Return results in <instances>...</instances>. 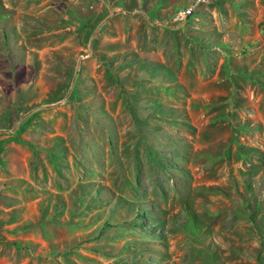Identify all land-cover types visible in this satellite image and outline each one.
I'll use <instances>...</instances> for the list:
<instances>
[{"label": "rangeland", "instance_id": "rangeland-1", "mask_svg": "<svg viewBox=\"0 0 264 264\" xmlns=\"http://www.w3.org/2000/svg\"><path fill=\"white\" fill-rule=\"evenodd\" d=\"M0 264H264V0H0Z\"/></svg>", "mask_w": 264, "mask_h": 264}]
</instances>
